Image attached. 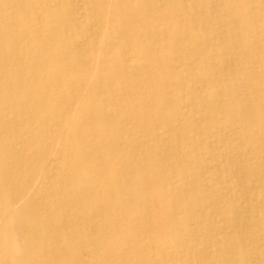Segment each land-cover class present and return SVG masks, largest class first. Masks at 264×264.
Instances as JSON below:
<instances>
[{
	"label": "rangeland",
	"instance_id": "374dc122",
	"mask_svg": "<svg viewBox=\"0 0 264 264\" xmlns=\"http://www.w3.org/2000/svg\"><path fill=\"white\" fill-rule=\"evenodd\" d=\"M0 264H264V0H0Z\"/></svg>",
	"mask_w": 264,
	"mask_h": 264
},
{
	"label": "bare ground",
	"instance_id": "6f19581e",
	"mask_svg": "<svg viewBox=\"0 0 264 264\" xmlns=\"http://www.w3.org/2000/svg\"><path fill=\"white\" fill-rule=\"evenodd\" d=\"M24 3H26V2H24ZM26 4H28V3H26ZM34 4V3H33ZM30 5V4H29ZM27 8H28V6H27ZM37 13V12H36ZM38 16V15H37ZM194 16V15H193ZM195 17V16H194ZM39 18V17H38ZM39 20H40V18H39ZM83 39V38H82ZM83 42H84V39H83ZM86 44V43H85ZM84 44V45H85ZM85 47V46H84ZM129 61V60H128ZM212 141V140H211ZM212 146V145H211ZM209 147V146H208ZM219 168V167H218ZM49 178H50V175H49ZM224 186V185H223ZM97 225V224H96ZM71 249V248H70ZM259 257V256H258ZM260 262V261H259Z\"/></svg>",
	"mask_w": 264,
	"mask_h": 264
}]
</instances>
